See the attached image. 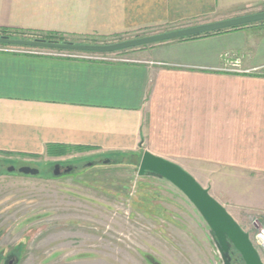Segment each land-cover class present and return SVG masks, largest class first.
I'll use <instances>...</instances> for the list:
<instances>
[{
    "label": "crops",
    "instance_id": "obj_1",
    "mask_svg": "<svg viewBox=\"0 0 264 264\" xmlns=\"http://www.w3.org/2000/svg\"><path fill=\"white\" fill-rule=\"evenodd\" d=\"M262 5L0 0V30L109 40L218 22ZM126 53L128 62L0 52V159L72 153L126 162L149 152L180 166L225 208L226 186L264 180V23Z\"/></svg>",
    "mask_w": 264,
    "mask_h": 264
},
{
    "label": "rangeland",
    "instance_id": "obj_2",
    "mask_svg": "<svg viewBox=\"0 0 264 264\" xmlns=\"http://www.w3.org/2000/svg\"><path fill=\"white\" fill-rule=\"evenodd\" d=\"M258 8L232 18L264 12V5ZM174 29H152L104 41L67 40L114 44ZM11 37L32 41L43 36L13 33ZM0 48L33 51L9 45ZM128 55L125 51L116 56L126 59ZM64 157L31 162L0 159V264L7 256L14 257L10 264H225L206 221L168 181L149 174L140 177L139 163L124 162L125 158L118 163L109 160L114 156L69 153ZM51 163H72L77 169L60 177L7 172L10 167H30L44 173ZM223 194L230 202L226 210L256 247L254 238L264 223V180L233 182ZM19 246L17 254L14 250ZM260 256L264 262V255ZM230 258L232 264H244L233 249Z\"/></svg>",
    "mask_w": 264,
    "mask_h": 264
},
{
    "label": "water",
    "instance_id": "obj_3",
    "mask_svg": "<svg viewBox=\"0 0 264 264\" xmlns=\"http://www.w3.org/2000/svg\"><path fill=\"white\" fill-rule=\"evenodd\" d=\"M260 22H264V12L213 23L185 27L163 34L132 39L114 44L76 45L71 43L46 42L41 39L29 41L0 37V45L87 54H114L158 43L240 28ZM59 168L60 167L57 165L55 172L56 176H59L60 174ZM16 171L23 175L38 176L40 174L39 169L30 167H21L18 170H16L15 167L7 169L8 173H14ZM70 171L71 170L69 169L65 173H70ZM146 174L168 181L187 197L210 227L213 238L219 247V252L222 255L225 264H232L230 258L232 249L240 254L244 264H264L257 248L252 243L250 236L233 219L226 208L210 195L209 190L203 188L188 172L174 163L154 156L149 152H144L139 165V176L141 177Z\"/></svg>",
    "mask_w": 264,
    "mask_h": 264
},
{
    "label": "built area",
    "instance_id": "obj_4",
    "mask_svg": "<svg viewBox=\"0 0 264 264\" xmlns=\"http://www.w3.org/2000/svg\"><path fill=\"white\" fill-rule=\"evenodd\" d=\"M33 51H24V50H12L9 48H0V52L2 53H11V54H20V55H30V56H43V57H55V58H66V59H79V60H87V61H101V62H128L126 59L117 58L116 54H87L82 53L84 55H79V53H74L78 55L71 54H63V53H45L41 51H36L34 48H27ZM47 51V50H46ZM50 51V50H48ZM231 69L236 70L239 67V62L236 61L232 64ZM229 69L228 71H233ZM255 244L259 254L264 255V223L259 226L257 233L255 235ZM255 246V245H254Z\"/></svg>",
    "mask_w": 264,
    "mask_h": 264
},
{
    "label": "trees",
    "instance_id": "obj_5",
    "mask_svg": "<svg viewBox=\"0 0 264 264\" xmlns=\"http://www.w3.org/2000/svg\"><path fill=\"white\" fill-rule=\"evenodd\" d=\"M253 25V24H252ZM248 26H250V25H248ZM244 27H247V26H244ZM244 27H240V28H234V29H230V30H225V31H220V32H216V33H210V34H205V35H200V36H195V37H190V38H186V39H195V38H200V37H207V36H211V35H214V34H220V33H222V32H227V31H234V30H239V29H241V28H244ZM13 33H18V32H13V31H10V30H7V29H2V30H0V37H9L10 39H13L12 37H11V35L13 34ZM68 38H66V37H64V36H62V35H58V34H48V35H44L43 37H42V39L41 40H44V41H46V42H52V43H71V44H75L74 42H70V41H68L67 40ZM15 40H18V39H15ZM36 40V39H35ZM182 40H185V39H182ZM104 41V40H103ZM100 41H92L91 43H89V44H92V45H98V44H101V43H99ZM107 43H102L101 45H106ZM112 44V43H111ZM76 45H83V44H76ZM1 46H7V45H1ZM133 50V49H132ZM51 51H55V50H51ZM127 51H129V50H127ZM58 52H62V51H58ZM125 51H122V52H118V53H114V54H116V55H118V54H122V53H124ZM71 53H77V52H71ZM106 55V54H105ZM64 153H68V151H64ZM120 158H122V156H115V157H113V159H109V160H114V161H116V162H118V163H122L123 162V160L121 161L120 160ZM4 160V159H3ZM6 161H8V162H12L13 160H6ZM128 162H130V163H139V165H140V160L138 161V160H136V159H133V158H131V157H128ZM124 163V162H123ZM57 164V163H56ZM55 163H51L50 165H51V168H53L54 167V165H56ZM65 165H69V166H72V167H75L76 165H73L72 163H66ZM51 168H47V169H43L45 172L43 173V171H41L40 172V174L39 175H49V170H51ZM76 172V170L73 172V173H75ZM17 249V250H16ZM14 251H17L16 253L18 254V253H20L21 252V249H22V247L21 246H19V248H16Z\"/></svg>",
    "mask_w": 264,
    "mask_h": 264
},
{
    "label": "flooded vegetation",
    "instance_id": "obj_6",
    "mask_svg": "<svg viewBox=\"0 0 264 264\" xmlns=\"http://www.w3.org/2000/svg\"><path fill=\"white\" fill-rule=\"evenodd\" d=\"M59 166L60 168V174H59V176H56L55 175V172H56V166ZM71 170L70 171V173H65L67 170ZM77 168H76V166L75 167H72V166H69V165H63V164H56V165H54V167L51 169V170H49V174L51 173V174H53L55 177H60L61 176V174H65V175H67V174H71V173H73L75 170H76ZM9 256H7L5 259H4V264L6 263V262H8V264H10L11 263V260L12 259H14V257H12V256H10L9 258H8ZM8 259H9V261H8Z\"/></svg>",
    "mask_w": 264,
    "mask_h": 264
}]
</instances>
